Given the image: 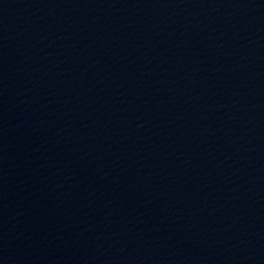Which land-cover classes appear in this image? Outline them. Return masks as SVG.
Returning a JSON list of instances; mask_svg holds the SVG:
<instances>
[{
	"label": "water",
	"instance_id": "water-1",
	"mask_svg": "<svg viewBox=\"0 0 264 264\" xmlns=\"http://www.w3.org/2000/svg\"><path fill=\"white\" fill-rule=\"evenodd\" d=\"M0 257L264 264V0H0Z\"/></svg>",
	"mask_w": 264,
	"mask_h": 264
}]
</instances>
